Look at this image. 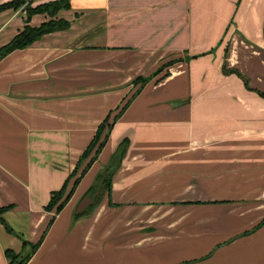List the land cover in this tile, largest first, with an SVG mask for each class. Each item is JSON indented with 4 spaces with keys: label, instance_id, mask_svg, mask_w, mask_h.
<instances>
[{
    "label": "crops",
    "instance_id": "0c3cea01",
    "mask_svg": "<svg viewBox=\"0 0 264 264\" xmlns=\"http://www.w3.org/2000/svg\"><path fill=\"white\" fill-rule=\"evenodd\" d=\"M70 3L68 27L0 60V264L42 237L25 264H264V0ZM25 24L1 9L0 47ZM106 118L98 158L47 208ZM125 138L110 189L76 217Z\"/></svg>",
    "mask_w": 264,
    "mask_h": 264
},
{
    "label": "trees",
    "instance_id": "16d2710c",
    "mask_svg": "<svg viewBox=\"0 0 264 264\" xmlns=\"http://www.w3.org/2000/svg\"><path fill=\"white\" fill-rule=\"evenodd\" d=\"M25 0H11L4 2L0 4V10L7 7V6H13L15 8H18L21 3H23ZM71 3L70 0H50L45 1L42 3H39L35 6H28L26 9V24L24 27L5 45L0 47V60L9 54L11 51L17 49V48H24L32 44L35 40L42 37L44 34L55 31L58 29L66 28L70 25V21L64 18H58L57 14L60 10L64 8H70ZM40 12H47L49 13L52 18L49 20H46L42 22L39 25H33L29 23V20L31 16L35 13ZM173 61H169L162 66H160V70L164 69V66L167 65V67L172 63ZM169 73L168 71L165 72L164 76H167ZM155 73L152 74V76H139L136 79V83L140 84L138 86V89L136 93L120 108L116 116L114 117V120H116L122 112L125 110V108L129 105L130 101L133 99V97L141 90L143 85L148 82ZM245 83L248 85V81L245 80ZM112 121L109 122L108 118L105 119V121L99 126L98 130L96 131V134L90 143V145L86 148L84 153L82 154L78 165L81 163L84 158H87L88 155L91 154L93 150V156L91 159L86 163V165L83 167V169L79 172V174H76L74 183L69 190L68 194L61 199L62 195L64 194V191L66 190L68 180L65 182L63 187L59 190L53 191L52 196L50 198V201L47 205V208L57 207V210L59 211L64 207V205L68 202L69 198L72 196L76 186L78 185L79 181L82 178V175L87 171V169L91 166V164L96 160L102 151L104 145L107 142L110 130L112 128ZM107 127V129H106ZM103 135V137H102ZM128 144V138H125L119 145L112 161L103 169V171L98 175L97 181L88 189L87 193L91 196V202L86 207V209L80 210L75 213V216H82L84 214L90 213L94 207L100 202L102 199L104 192L110 189L111 187V180H112V173L115 171V169L118 167V165L121 162L122 155L124 154L126 147ZM121 153V156L119 159H117V154ZM77 165V166H78ZM76 166V168H77ZM77 172L75 169L74 172ZM61 195V196H60ZM7 206L0 207V220L5 221L4 218L1 216V214L7 210ZM53 219L51 220V222ZM264 221V220H263ZM262 221V222H263ZM50 222V224H51ZM7 224V223H6ZM8 229L12 230V228L7 224ZM44 236V235H43ZM43 238V237H42ZM42 238L36 242V243H29L28 241L24 242V244H30L31 250L25 254L21 255L19 253L14 252L11 249L6 250L7 256L10 258L9 264H25L27 260L32 256L34 251L39 246Z\"/></svg>",
    "mask_w": 264,
    "mask_h": 264
},
{
    "label": "rangeland",
    "instance_id": "374dc122",
    "mask_svg": "<svg viewBox=\"0 0 264 264\" xmlns=\"http://www.w3.org/2000/svg\"><path fill=\"white\" fill-rule=\"evenodd\" d=\"M48 1H50V0H48ZM39 4V2H34V0H25L23 3H21L20 4V6H19V8L20 7H22V8H24V9H27V7L28 6H35V5H38ZM223 63H226V64H223L222 66L223 67H226V69H228L230 66H232V67H235L236 65H233L232 63H230V61H228L227 59H225L224 61H223ZM167 68V65H165L164 66V69H166ZM249 84V83H248ZM102 137H103V135H102ZM94 151L95 150H93L92 152H91V154L90 155H88L87 156V158H84L83 160H82V169H83V167L86 165V161L88 160H90L91 159V157L93 156V153H94ZM80 166H81V163L77 166V168H75L76 170H77V172L75 171L74 172V170H73V172H72V174H70V176H69V179H68V183H67V187H66V190L64 191V194L62 195V197H61V199H63L67 194H68V192H69V190H70V185H71V182H73L74 183V179H75V175L76 174H78L80 171H79V169H80ZM81 169V170H82ZM73 183H72V185H73ZM61 196V195H60Z\"/></svg>",
    "mask_w": 264,
    "mask_h": 264
},
{
    "label": "water",
    "instance_id": "95a60500",
    "mask_svg": "<svg viewBox=\"0 0 264 264\" xmlns=\"http://www.w3.org/2000/svg\"><path fill=\"white\" fill-rule=\"evenodd\" d=\"M229 71H230V72H236V73H238V74L241 75L245 80L248 79L245 75H243V74H242L237 68H235V67L230 68ZM229 71H228V72H229ZM120 156H121V153L119 152V153L117 154V159H119Z\"/></svg>",
    "mask_w": 264,
    "mask_h": 264
}]
</instances>
